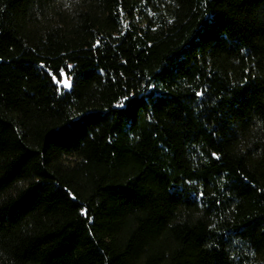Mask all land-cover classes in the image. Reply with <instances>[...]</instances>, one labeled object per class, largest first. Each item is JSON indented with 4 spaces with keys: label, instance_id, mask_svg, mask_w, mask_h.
Here are the masks:
<instances>
[{
    "label": "trees",
    "instance_id": "trees-1",
    "mask_svg": "<svg viewBox=\"0 0 264 264\" xmlns=\"http://www.w3.org/2000/svg\"><path fill=\"white\" fill-rule=\"evenodd\" d=\"M0 264H264V0H0Z\"/></svg>",
    "mask_w": 264,
    "mask_h": 264
},
{
    "label": "snow or ice",
    "instance_id": "snow-or-ice-1",
    "mask_svg": "<svg viewBox=\"0 0 264 264\" xmlns=\"http://www.w3.org/2000/svg\"><path fill=\"white\" fill-rule=\"evenodd\" d=\"M63 84L66 89H71L74 86L70 79H64Z\"/></svg>",
    "mask_w": 264,
    "mask_h": 264
},
{
    "label": "rangeland",
    "instance_id": "rangeland-1",
    "mask_svg": "<svg viewBox=\"0 0 264 264\" xmlns=\"http://www.w3.org/2000/svg\"><path fill=\"white\" fill-rule=\"evenodd\" d=\"M64 79H70L66 74H62V77H61V84L64 86L63 84V81ZM71 80V79H70Z\"/></svg>",
    "mask_w": 264,
    "mask_h": 264
}]
</instances>
